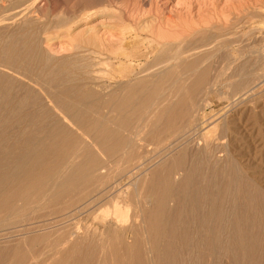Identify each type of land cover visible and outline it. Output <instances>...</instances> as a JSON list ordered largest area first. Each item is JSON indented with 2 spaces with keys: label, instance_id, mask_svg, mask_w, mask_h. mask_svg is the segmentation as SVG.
Masks as SVG:
<instances>
[{
  "label": "bare ground",
  "instance_id": "obj_1",
  "mask_svg": "<svg viewBox=\"0 0 264 264\" xmlns=\"http://www.w3.org/2000/svg\"><path fill=\"white\" fill-rule=\"evenodd\" d=\"M48 2H40L34 11L30 3L22 5L17 16L42 14ZM69 4L67 8L65 2L54 0L51 5L62 7L57 16L75 21L83 15L84 20L91 18L96 8L113 9L117 0ZM119 11L124 26L115 40L86 29V47L74 43V54L60 60L40 50L33 33L11 31L0 36V233L19 229L3 238L22 242L0 247V264H221L224 258L232 264H264V190L246 178L230 156L222 141L229 128L226 121L218 125L221 117L209 110L207 102L216 83L232 81L235 90H243L244 81L238 80L248 63L264 58V47L253 45L251 56H246L237 40H219L206 29H187L188 33L178 25L159 24L138 32L135 23L144 12L136 14L129 7ZM141 62L144 68L135 70ZM77 64L84 72L66 71ZM213 64L226 68L222 72L219 67L220 72L209 77ZM103 65L127 70V81L102 84L105 78H98L95 69ZM230 68L233 72L226 75ZM34 77L61 88L45 94L49 100L43 103L37 95L43 89L34 91L30 85L38 86ZM164 79L179 88L172 90L170 83L163 90ZM182 80L190 85L183 89ZM203 84L210 85L201 90ZM246 94L247 90L237 95L238 100ZM166 101L170 103L160 106ZM102 110L113 115L104 118L99 115ZM143 111V119L154 117L151 129L143 131L140 122L146 121L141 120L132 131V122ZM152 158L155 168L148 172ZM220 158L232 176H222ZM129 161L137 166L130 167L115 200L109 198L114 201L113 211L107 212L111 221L97 227L73 222L90 209L82 197L90 188L95 192L101 187L98 192L106 196L103 180L114 168L111 163ZM81 198L85 205L72 208ZM46 208L51 211L47 219L38 220L41 213L29 218L31 212Z\"/></svg>",
  "mask_w": 264,
  "mask_h": 264
},
{
  "label": "rangeland",
  "instance_id": "obj_2",
  "mask_svg": "<svg viewBox=\"0 0 264 264\" xmlns=\"http://www.w3.org/2000/svg\"><path fill=\"white\" fill-rule=\"evenodd\" d=\"M29 1H31V3ZM44 1L45 0H34V2H33L32 0H20V1L18 0V2H17V0H0V32H1L0 36H1V34H2V36L7 35V33L12 34L11 31H13L14 33L18 32V34L21 33V31H27L28 33L30 32L29 34L33 33V34H31V36L34 35V36H32L33 38H35L37 40L39 39L38 44L41 47V48L39 47V49L40 50L42 49V51L45 52V54L47 56H49L51 59L60 60L63 58H68L74 54V53H72V52H75L72 50V48H74V46H73L74 43H76V44H83L84 43V39H85L84 32H86L89 28H94V29L99 30L98 32L100 35H102V37H106V38L110 37L112 40H115V38H116L115 36L116 35L118 36V34H119L118 30H119L120 25L122 24L124 26V24H123L124 21L120 20L121 19L120 18L121 13L119 14V12H120L119 10L129 7V9L135 8L136 14L138 12V14L140 13V15H141L144 12L143 16H141L140 19L138 18L139 16H137L138 20L136 21L137 23H135V27H137L136 29L138 32H140V30L142 28H145V27H154L156 29V27L159 24H162V25L165 24V25H169V26L171 25L172 28L174 25L175 28L178 27L177 29H182V30H186V31H187V29L190 30V29H194V28H196V30L206 29L209 31L208 32L209 35L211 33L212 34L211 36L214 35V37H218L219 40H225L226 37H229L232 40H237V42L235 44L239 47V49H241V47L243 46L242 49L244 48L243 50L245 51L246 56H251V53H250L251 50L250 49L253 45H254L253 47H255V46L260 44L262 47H264V29H263L264 28V0H127V2H126V0H117V5H119V6L116 5L117 8L113 7V9H108V10L106 8H99L102 13L100 12V10L98 8H96L94 11L95 12L94 15L91 18H88L89 20L87 18L84 20L83 19L84 15H83L82 18L80 16L78 17L80 19V21L78 18H77L78 20L76 19L77 21L76 20L74 21V20L68 19L66 17L62 18L61 17L62 15L57 16L59 10L62 9V7L56 6L58 8L57 9L56 7L51 5L54 2V0H52V2H51V0H46V1H49L51 3H49V2L47 3V8L43 9L42 14H37L35 12H32V14H27L25 16L21 15L22 17L20 16V14L17 16L16 11H18L19 9H22L23 7L28 6L29 3H30L29 8H31V10L34 11L35 7L40 6L37 4H40V2H41V5H42V2H44ZM60 1L65 2L67 4V8L70 7L69 3H72V1L74 2V0H72V1L71 0H60ZM69 1H71V2H69ZM22 5H23V7H22ZM32 7H33V9H32ZM51 7L56 8V9H52ZM48 9H52V10H48ZM114 10H116V11H114ZM9 11H10V13H9ZM11 11H13V12H11ZM60 11H62V10H60ZM5 12L6 13L8 12V13L6 14ZM35 14H36V16H35ZM52 15H55V16H52ZM51 16H52V18H50ZM15 17H17V18H15ZM60 20L62 21L63 24L61 23ZM83 20H84V22H83ZM28 21H29V23H28ZM64 21H66V22L64 23ZM60 24H61V26H59ZM175 25L176 26L178 25V26L176 27ZM259 26H260V28H258ZM20 29H22V30H20ZM187 32L189 33V31H187ZM187 32H184V34L185 33L188 34ZM180 35L183 36V34H180ZM180 35L175 34V36H173V35L172 36L173 37H176V36L180 37ZM259 35L262 37H260ZM222 36H225V37H222ZM233 37H234V39H233ZM235 37L237 39H235ZM259 37H260V39L262 38L263 40L261 39L262 40L261 41L259 39ZM229 38H226V39H229ZM253 38H254V40H253ZM80 46L86 47L85 44L80 45ZM263 57H264V55H263ZM260 61L255 62V64L253 62L248 63L246 66L247 68L244 69V72H246V73H244L242 71L243 73L241 76H243V75L244 76L240 80H238V82L240 81L243 83V81H244V83H243L244 89L243 90H241V91L235 90V88L232 85V81H222L221 83L219 82L220 85L218 83L215 84V88L213 87L215 94L210 95L207 99V102H208V107H210L209 110L214 112L216 117H221L220 118L221 120L219 121L218 125L221 126L226 121L225 124L229 128L228 129L229 135L226 134V137L224 138L226 140L223 139L222 141H223V145H225L227 143L226 146L229 147V148H227V149H229L228 152H229V154L232 153V154H230V156L234 160L236 159L235 160L236 163L240 165V166L239 165H237V166L245 172V176H247L246 178H248L252 181L254 180L253 182L256 183L257 185L259 184L258 186H260V188L262 190H264V58H262V60H260ZM80 65L81 64H77L76 66L74 65L75 67H77V69L73 66V67H71L72 69L71 68L66 69V71H70L71 74H74L77 71H78V73L84 72V69L82 71V67H80ZM221 66L222 65H217V64L214 65L213 64V66L210 67V70H209V72H210L209 77L215 76L220 69L223 72L225 70L226 66L223 65L222 68H221ZM219 67H220V69H219ZM143 68H144L143 62H141L139 65H136L134 67V69L137 71H138V69H143ZM95 70L97 71L96 74L98 73L96 75L98 78H101V77L103 79L105 78V80H102V82H103L102 84L117 85L116 81H121V82L127 81L126 80V75L128 73L127 70H117L114 67H110V66L106 67L104 65L100 66V67H96ZM231 71L233 72V68L232 69L230 68L228 71L226 70V72H227V73L225 72L226 75L231 74ZM141 77H143V75ZM34 79H35V82L38 86H36L34 84H30V85L33 87L34 91H39L38 89H40V90L43 89L42 91L37 92L38 97L41 99V101L43 100L42 101L43 103H45L49 100L48 98H46V96L53 94L57 90L55 88H61L60 85H59V87L57 86L55 88H54V86H52L53 87L52 88L49 85L51 88V91H50V88H48L49 89L48 90L46 87V86H48V84L45 83L46 81H44L40 77H34ZM243 79H245V80H243ZM108 80H110V81H108ZM166 80L167 79L163 80L164 81L162 83L163 85L166 84V82H165ZM246 80H247V82H246ZM115 82H116V84H115ZM169 82L171 83V85H173L172 86L173 88L171 87L172 90H176L177 88H179V87H177L176 84L174 85L175 82H173V83L171 81H169ZM185 82H186V84H185ZM190 82L191 81H189V80H188V82H187V80L184 82L182 80L183 84H181L180 86L184 89L190 85L189 84ZM170 83H168V81H167V84H166L167 87L165 85L164 86L165 88L161 84L159 89L162 87H163V90L164 89L166 90V88L169 89L168 86H171V85H169ZM203 85H202L201 90L208 87L210 84H203ZM245 85H246L247 89H246ZM88 87H90L92 89L91 85ZM231 88L232 89L234 88V89L232 90ZM53 89H55V91H53ZM47 90L49 92H47ZM245 90H247L248 96L243 97L242 98L243 100L242 99L238 100L239 99L238 97L241 94H243V91L245 92ZM43 91H44V94L42 93ZM45 94H47V95L45 96ZM231 95H232V97H231ZM237 95H238V97H237ZM41 96H42V98H41ZM229 98H231V99H229ZM173 100H175V99H173V98L170 99V101H173ZM170 101H166L165 103L163 102L160 104V106H162V104H168V102L170 103ZM242 101H243V103H242ZM145 111L141 112V116L138 115V117H136L134 119V121L132 122L131 127H130L132 131L135 130L136 124H138V122H140L141 120H145V118L144 119L142 118V116L145 115ZM99 115H102L104 118H106V117H111V115H113V114L107 115L106 112L104 110H102V111H100ZM153 118H151L152 120L151 119L145 120L146 121L145 124L140 122L141 126L142 125L145 126L143 128V131H147V130L151 129V127H152L151 123L153 122ZM164 120H162V118H161V120L158 124L162 125L163 124L162 122H164ZM222 120H223V123H222ZM237 120H239V122ZM234 121H235V125H233ZM238 125H240L242 128L240 126H239V128H237ZM127 134L125 132V134L123 133L122 135L126 137ZM220 159H223L224 162H226L224 158H220ZM223 160H221V161L223 162ZM131 162L133 163V165L130 164ZM154 162H156V161H154V158H152L151 162L149 164L150 168L149 167L147 168L148 172H149V169L153 170L155 168V165H153ZM222 162H219L220 163L219 168H221V165H222V168L220 171H222V169H224V168L226 169V170L224 169V171H222V176L224 178L229 177V176H227L226 173H228V175L232 176L233 171L229 168V165H227V162L226 163H222ZM114 163L116 164V162H114ZM114 163H111L112 165L111 164L107 165V168H106L107 170L110 169V168H108V167H110V165L112 166V168L113 167L114 168L111 171L108 170V174H107L108 176L106 177L105 180H103L104 183L102 181L104 187H106V189L108 187V190L110 189L109 191L106 189L104 190L106 196H104V193L98 192L99 188L101 189V187L97 188V190H96L97 193H96V191L94 192V191H92L91 188L89 189V187H88L89 191H88V189H86V191H88L90 193L92 192L93 195L91 193V196H90L89 195L90 193L87 194V192H86V194L89 195V198L86 194H85V196H82V197L87 198L88 201H90L91 199L94 202H96L97 199H98V201L100 200L99 201L100 203L97 202L98 204H96V203H93L92 200L90 201L91 202L90 203L85 198H83L86 200V205L87 206L90 205L89 206L90 209H91V207H94V204L97 205V207H95V208H98V209L93 208L92 210H90L87 207L85 210L88 209V211L85 212L84 214L80 215L79 217H76V219L73 222H79V223L84 224V225L89 224L91 227H97V226H101L102 224L109 223L110 219H108V216H109L110 212L113 211V206H114L113 205L114 201H111L112 199L110 200L109 198L114 197L113 200H115V197L117 194V192H115V191L121 185H124V183L127 182V178H129L128 176L131 174L130 173L132 170L131 168H133L134 166H137V163L135 161L134 162L129 161V162H125V163L118 162L119 164L117 163V166ZM224 165H227V166L224 167ZM151 166H152V168H151ZM153 166H154V168H153ZM128 167H129V169H128ZM117 168H119L118 169L119 172L117 171ZM116 172H118V173H116ZM230 172H232V173L229 174ZM224 173L226 174V176ZM111 174L113 175L112 179H111V176H112ZM118 174H119L120 178L117 176ZM114 175L116 176V178H114ZM117 177L121 181H119V179ZM221 177L219 178L221 181L218 180L219 184H222L221 183L222 182ZM145 178H147V177L145 176ZM116 179L118 180V182H116L117 181ZM106 181H108V182H106ZM112 182H113V184H112ZM105 183H107V184H105ZM108 185H110L111 187ZM112 186L114 189L112 188ZM112 190H114V192H112V196H109V195H111L110 192ZM101 193L104 197L102 195H101V197L99 196ZM107 194L109 197L107 196ZM92 196L93 197L99 196V197L93 198ZM90 197H92V198H90ZM105 197H108L109 201L105 200ZM65 198L67 199V197H65ZM83 199L81 198L82 201L78 202L79 204H73L72 208H77L81 204H83L85 201ZM101 200H105V201H102L104 203L101 204ZM87 203H89V205ZM91 204H92V206H91ZM84 205H85V203H84ZM102 205H104V206H102ZM168 205H171V203H168ZM31 207H32V205L27 206V208H29V211H30ZM47 209H50V208L41 209V210L39 209V212H37V210H36V212L34 214H33V212H31L32 214L30 213V214H28V216H29V218H32L33 215L39 216V214L41 213L40 215H42V216L38 220L43 221V220L47 219L48 212L50 211V210L47 211ZM94 209L96 211H94ZM43 210H45V211H43ZM70 210H72L71 207L69 209H67V211H70ZM89 210L92 211L93 214H92V212L90 213ZM67 211H64V212H67ZM50 212H49V214H50ZM86 213L88 214V216ZM96 213L98 214V216L96 215ZM43 214H45V216ZM104 217H106L108 220H106V218H104ZM93 218H94V220H93ZM96 218H97V220H95ZM104 219L106 220V222ZM131 220H130V222H131ZM112 226H114V225H112ZM18 230L19 229H15V230L12 229V230H9V232L8 231L7 232H1L0 238H3L4 234H6V233H8V235H9L11 233L12 234L15 233ZM113 237H115L114 234H112L111 240ZM5 238H8L7 234L5 235ZM10 239L12 241L11 240L5 241L6 239H4V238L2 240H0V247H3V246L13 247V246H16L17 243H19V245L21 244V246H22V242L19 238L11 237ZM106 241H105V243H106ZM228 262L229 261L225 258L221 260V264H232L231 262H229V263Z\"/></svg>",
  "mask_w": 264,
  "mask_h": 264
}]
</instances>
